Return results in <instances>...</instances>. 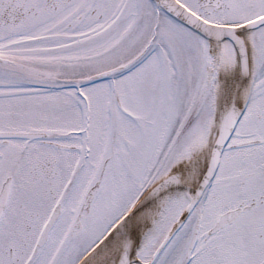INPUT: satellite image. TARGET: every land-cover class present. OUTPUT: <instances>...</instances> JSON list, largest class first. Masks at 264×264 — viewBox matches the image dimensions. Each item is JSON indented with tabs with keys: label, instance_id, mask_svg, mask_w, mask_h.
I'll return each instance as SVG.
<instances>
[{
	"label": "snow or ice",
	"instance_id": "obj_1",
	"mask_svg": "<svg viewBox=\"0 0 264 264\" xmlns=\"http://www.w3.org/2000/svg\"><path fill=\"white\" fill-rule=\"evenodd\" d=\"M0 264H264V0H0Z\"/></svg>",
	"mask_w": 264,
	"mask_h": 264
}]
</instances>
